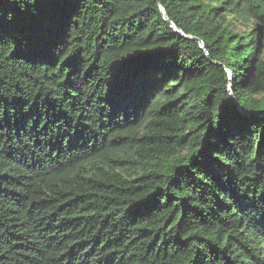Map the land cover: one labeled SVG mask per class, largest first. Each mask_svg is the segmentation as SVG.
Listing matches in <instances>:
<instances>
[{
    "label": "trees",
    "instance_id": "1",
    "mask_svg": "<svg viewBox=\"0 0 264 264\" xmlns=\"http://www.w3.org/2000/svg\"><path fill=\"white\" fill-rule=\"evenodd\" d=\"M0 264H264V0H0Z\"/></svg>",
    "mask_w": 264,
    "mask_h": 264
},
{
    "label": "water",
    "instance_id": "2",
    "mask_svg": "<svg viewBox=\"0 0 264 264\" xmlns=\"http://www.w3.org/2000/svg\"><path fill=\"white\" fill-rule=\"evenodd\" d=\"M155 1L158 2V0H155ZM158 6H159V8H160V10H161V13H162V15H163L164 20L170 25V27H171L174 31H176L177 34H179V35L182 36V37L188 38V39L197 40L198 43H199V45L203 48L201 41H199L197 38H193V37H190V36H186V35H184L181 31H179V30L175 27V25H173V23L169 20V18H168V16H167V13L165 12V9L163 8V6H162L160 3H158ZM228 74H229V71H228Z\"/></svg>",
    "mask_w": 264,
    "mask_h": 264
}]
</instances>
